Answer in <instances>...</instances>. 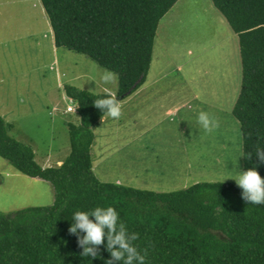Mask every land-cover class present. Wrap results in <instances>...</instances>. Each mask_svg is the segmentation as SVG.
Instances as JSON below:
<instances>
[{"label": "trees", "instance_id": "16d2710c", "mask_svg": "<svg viewBox=\"0 0 264 264\" xmlns=\"http://www.w3.org/2000/svg\"><path fill=\"white\" fill-rule=\"evenodd\" d=\"M177 1L40 0L56 48L118 74V102L144 83L158 24ZM211 2L238 37L241 83L231 112L241 130L242 169L256 168L264 178V162L256 153L257 148L264 152V0ZM63 89L79 123L66 124L70 151L60 166H40L31 146L13 138L11 123L0 116V158L20 174L48 182L54 192L50 206L0 212V264H124L111 257L107 236L100 245H81L86 233L69 232L75 211L97 206L116 209V231L123 225L145 264H264V205L251 206L237 185L198 182L156 192L100 181L91 151L106 114L94 101L106 93ZM84 247L96 255H84Z\"/></svg>", "mask_w": 264, "mask_h": 264}, {"label": "rangeland", "instance_id": "374dc122", "mask_svg": "<svg viewBox=\"0 0 264 264\" xmlns=\"http://www.w3.org/2000/svg\"><path fill=\"white\" fill-rule=\"evenodd\" d=\"M33 2L0 0V116L11 123L13 138L31 146L39 165L60 166L70 151L66 124L79 123L75 112H66L73 102L64 86L94 94L109 87L115 95L118 82L99 84L103 67L56 48L41 4L33 8ZM240 83L238 37L225 18L211 0H178L158 24L145 82L119 101L118 120L105 116L94 131V174L156 192L198 182L237 185L221 177L243 171L240 125L231 112ZM201 111L217 121L211 132L197 124ZM53 200L48 182L0 158L1 213Z\"/></svg>", "mask_w": 264, "mask_h": 264}, {"label": "clouds", "instance_id": "9594fccd", "mask_svg": "<svg viewBox=\"0 0 264 264\" xmlns=\"http://www.w3.org/2000/svg\"><path fill=\"white\" fill-rule=\"evenodd\" d=\"M118 78V74L114 71L104 69L103 72L99 74L98 83L112 85ZM103 91L106 93V96L104 98L95 99V106L101 109L102 113L106 114L107 117L118 120L122 114L120 102L115 99V95L112 93L111 88L104 87ZM197 124L207 132H211L218 126L217 121L204 111L198 113ZM256 153L260 161L264 162V152H262L260 148H257ZM221 178L223 181L226 179H233L237 186L243 190L242 195L244 200L250 202L251 206L264 205V178L261 177L256 168H250L246 171H237L235 173L229 172L225 177ZM90 216L94 217V220L90 219ZM73 219L75 223L70 226L69 232L75 234L79 229L86 233L83 239L79 241L81 245H100L107 236V248L113 259L117 261L123 259L124 264H133L134 260L137 261L138 264H145L144 255H141L136 247L132 246L126 238L123 225L120 226V231H116L118 212L114 207L97 206L90 212L75 211L73 213ZM105 229H107V233ZM136 238L137 234L134 233L131 239L134 240ZM114 245H118L119 247L114 249ZM125 253H127L126 257ZM83 254L96 255L94 249L91 247H84ZM105 264H111V261H105Z\"/></svg>", "mask_w": 264, "mask_h": 264}, {"label": "crops", "instance_id": "0c3cea01", "mask_svg": "<svg viewBox=\"0 0 264 264\" xmlns=\"http://www.w3.org/2000/svg\"><path fill=\"white\" fill-rule=\"evenodd\" d=\"M36 1L38 2V3H40L41 4V2H40V0H35V2H33V4H32V7L33 8H36L37 7V5H36ZM41 7H42V5H41ZM42 13H43V19L45 18H47L46 16H45V12H44V9H43V7H42ZM48 27H49V33L52 35V43H53V45H54V41H53V32H52V29H51V26H50V24H49V22H48V20H47V24H46ZM145 82V81H144ZM154 82V81H153ZM152 82V83H153ZM103 118H106V117H103ZM101 122L103 123L104 121H102L101 120ZM40 166H42V165H40ZM57 166V165H56ZM59 166V165H58ZM43 167V166H42Z\"/></svg>", "mask_w": 264, "mask_h": 264}, {"label": "built area", "instance_id": "2783aa9c", "mask_svg": "<svg viewBox=\"0 0 264 264\" xmlns=\"http://www.w3.org/2000/svg\"><path fill=\"white\" fill-rule=\"evenodd\" d=\"M70 101H71V103L73 102L72 100H70ZM73 105H74V103H73ZM73 105L67 106V108H66L67 113H74L75 112V108L73 107Z\"/></svg>", "mask_w": 264, "mask_h": 264}]
</instances>
